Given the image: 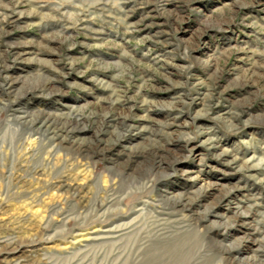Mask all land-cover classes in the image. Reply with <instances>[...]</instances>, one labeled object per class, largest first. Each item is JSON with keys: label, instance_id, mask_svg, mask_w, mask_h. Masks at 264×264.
<instances>
[{"label": "rangeland", "instance_id": "1", "mask_svg": "<svg viewBox=\"0 0 264 264\" xmlns=\"http://www.w3.org/2000/svg\"><path fill=\"white\" fill-rule=\"evenodd\" d=\"M0 264H264V0H0Z\"/></svg>", "mask_w": 264, "mask_h": 264}]
</instances>
